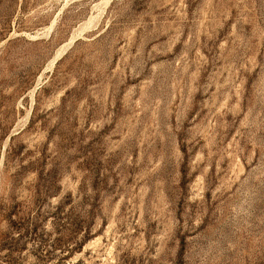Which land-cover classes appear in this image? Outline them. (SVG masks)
Returning a JSON list of instances; mask_svg holds the SVG:
<instances>
[{"label": "rangeland", "instance_id": "obj_1", "mask_svg": "<svg viewBox=\"0 0 264 264\" xmlns=\"http://www.w3.org/2000/svg\"><path fill=\"white\" fill-rule=\"evenodd\" d=\"M0 264H264V0H0Z\"/></svg>", "mask_w": 264, "mask_h": 264}, {"label": "trees", "instance_id": "obj_2", "mask_svg": "<svg viewBox=\"0 0 264 264\" xmlns=\"http://www.w3.org/2000/svg\"><path fill=\"white\" fill-rule=\"evenodd\" d=\"M67 252H69V253H70V250H69V249H67Z\"/></svg>", "mask_w": 264, "mask_h": 264}]
</instances>
